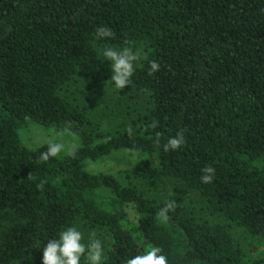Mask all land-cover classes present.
Segmentation results:
<instances>
[{"label":"trees","instance_id":"1","mask_svg":"<svg viewBox=\"0 0 264 264\" xmlns=\"http://www.w3.org/2000/svg\"><path fill=\"white\" fill-rule=\"evenodd\" d=\"M104 26L114 36L95 39ZM125 42L144 50L131 87L147 101L103 131L61 90L77 75L109 81L97 47ZM152 60L161 67L149 75ZM31 125L70 131L80 145L44 162L47 145L33 151L19 138ZM178 131L186 143L165 152ZM120 149L147 155L133 181L85 168ZM205 166L215 168L209 184ZM168 183L180 196L151 193ZM69 225L95 232L104 264L153 246L169 264H264L231 233L264 237V0H0V264H42V246Z\"/></svg>","mask_w":264,"mask_h":264},{"label":"rangeland","instance_id":"2","mask_svg":"<svg viewBox=\"0 0 264 264\" xmlns=\"http://www.w3.org/2000/svg\"><path fill=\"white\" fill-rule=\"evenodd\" d=\"M140 49L143 50L142 47L135 50ZM97 50L101 56L103 48L97 47ZM61 92L72 103L83 107L86 114L98 122L103 131H110L126 124L129 121L130 112L134 109L143 108L147 101L146 93L135 90L131 86H126L124 90H116L112 87L111 80L102 84H94L82 75L75 76L73 80L62 88ZM18 135L23 145L31 150L47 145L48 141L62 143L65 145L66 150L80 145V139L76 134L67 130H57L54 127L31 125L27 128L19 129ZM65 154L66 151L61 152L58 156ZM146 158L147 155L142 153L120 149L113 151L110 155L99 158L96 162H86L85 168L91 172L111 173L119 177L122 182H127L133 181L130 169L136 162ZM154 190L151 193L163 192L167 195L176 194L180 196L179 188H174L170 183L164 186L161 185L157 189L154 188ZM182 191L191 199L190 201L192 202L188 204L194 208V211L205 214L199 197L183 189ZM181 197L184 198V196ZM127 211L132 220L133 213L131 208L127 207ZM212 218L211 220H214V222L219 220L218 218ZM231 230L235 243L249 259L264 262V237H253L236 228ZM81 264H86V261L82 259Z\"/></svg>","mask_w":264,"mask_h":264},{"label":"clouds","instance_id":"3","mask_svg":"<svg viewBox=\"0 0 264 264\" xmlns=\"http://www.w3.org/2000/svg\"><path fill=\"white\" fill-rule=\"evenodd\" d=\"M114 36L108 26L97 27L95 39L105 40ZM124 47L107 46L101 52L102 59L110 64L112 87L116 90H124L131 86L132 77L137 64L141 61L143 50H135L134 45ZM161 65L156 60L149 61L148 74L153 75L159 71ZM155 143L160 145V135L157 134ZM183 131H178L174 136H169L162 147L165 152L177 151L184 144ZM33 151H36L34 148ZM67 155L75 154V147L66 150L65 145L59 142L48 141L46 150L39 153L40 160L47 162L50 158L57 157L61 152ZM215 168L205 166L201 169L200 181L204 184L213 182ZM176 202L170 200L160 210V217L166 218L168 213L174 210ZM42 264H81L82 259L86 264H104L105 248L100 239L96 238L95 232L85 237L84 232L76 225L66 226L56 236L48 239L42 246ZM124 264H169L168 257L163 254L160 247L146 248L142 254H135L125 258Z\"/></svg>","mask_w":264,"mask_h":264}]
</instances>
